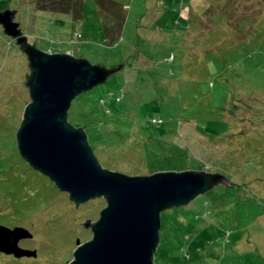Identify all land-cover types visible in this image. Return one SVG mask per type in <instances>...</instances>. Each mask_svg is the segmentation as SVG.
Wrapping results in <instances>:
<instances>
[{"label": "rangeland", "instance_id": "rangeland-1", "mask_svg": "<svg viewBox=\"0 0 264 264\" xmlns=\"http://www.w3.org/2000/svg\"><path fill=\"white\" fill-rule=\"evenodd\" d=\"M114 1L126 13L114 43L95 0H85L79 20L49 11L48 0H0V11H17L23 35L42 51L123 64L68 113L104 168L228 179L162 212L156 264H264V0ZM30 73L26 53L0 24V225L27 228L34 236L19 244L37 252L1 253L0 264H69L77 241L93 238L81 223L107 204L98 197L76 207L22 158L17 131L32 102Z\"/></svg>", "mask_w": 264, "mask_h": 264}, {"label": "water", "instance_id": "water-1", "mask_svg": "<svg viewBox=\"0 0 264 264\" xmlns=\"http://www.w3.org/2000/svg\"><path fill=\"white\" fill-rule=\"evenodd\" d=\"M17 11H0V24L29 60L27 75L32 102L25 108L17 131L18 149L35 170L49 177L78 205L102 197L106 207L99 220H86L93 238L77 241L69 264H156L161 214L188 205L228 179L206 170L162 171L130 176L104 168L89 144L86 131L68 121L73 100L104 84L122 70L93 65L70 53H48L29 44L15 21ZM33 234L24 227L0 225V253L36 257L20 246Z\"/></svg>", "mask_w": 264, "mask_h": 264}, {"label": "trees", "instance_id": "trees-1", "mask_svg": "<svg viewBox=\"0 0 264 264\" xmlns=\"http://www.w3.org/2000/svg\"><path fill=\"white\" fill-rule=\"evenodd\" d=\"M99 6L100 13L104 19L105 35L110 43L117 42L121 38L124 22L126 21L125 8L114 0H95ZM85 0H48L49 11L62 14H70L75 19H81L84 11ZM109 13H107V11ZM121 102L120 96L116 97ZM104 102V100L102 101ZM154 123H162V119L153 117ZM152 122V123H153ZM83 128V127H82Z\"/></svg>", "mask_w": 264, "mask_h": 264}, {"label": "flooded vegetation", "instance_id": "flooded-vegetation-1", "mask_svg": "<svg viewBox=\"0 0 264 264\" xmlns=\"http://www.w3.org/2000/svg\"><path fill=\"white\" fill-rule=\"evenodd\" d=\"M79 206V205H78ZM99 218H100V215H99V217L94 221V222H96L97 220H99ZM93 222V221H92ZM1 254V253H0ZM4 254V253H3ZM10 256H13V255H10ZM15 259H18V258H16L15 256H13Z\"/></svg>", "mask_w": 264, "mask_h": 264}]
</instances>
